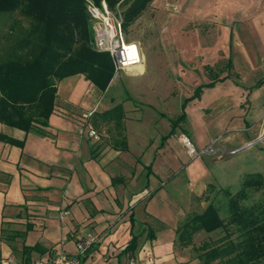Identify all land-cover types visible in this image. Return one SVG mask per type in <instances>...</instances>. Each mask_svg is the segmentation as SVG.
Wrapping results in <instances>:
<instances>
[{
	"label": "crops",
	"instance_id": "crops-1",
	"mask_svg": "<svg viewBox=\"0 0 264 264\" xmlns=\"http://www.w3.org/2000/svg\"><path fill=\"white\" fill-rule=\"evenodd\" d=\"M220 3V11L228 12L222 48L216 43L207 49L194 35L179 38L177 47L176 38H167L169 46L181 54L180 63L166 47L160 50L167 54L166 60L145 79L147 50L140 40L133 41L140 48L141 69L137 76L120 72L137 84L123 89L125 101L106 97L110 85L100 91L83 75L69 76L56 85L45 135L25 134L0 123L1 136L23 143L19 147L0 140V233L3 223L20 233L31 226L24 238L16 237L12 244L0 238V264L45 263L60 252L73 257L76 244L87 237L94 242L81 258L82 264H129L131 260L144 264L148 258L154 264L182 261L180 253L174 254L176 230L196 201L205 204L203 210L210 204L201 198L212 191L209 187L218 186L211 167L224 156L191 160L180 146V137L188 135L199 150L217 141L225 152L221 98L229 92L224 89L233 80V87L248 96L256 82L237 86L234 78L241 76L233 72L234 76L201 81L197 70L219 64L220 50L230 71L241 65V59L249 69L253 67L239 36H245L247 47L254 42L264 46L260 36L264 13L251 16L254 20L237 31L235 1ZM251 11V5L244 8L246 20ZM183 65L190 69L180 72L185 90L178 92L175 81L164 74ZM90 112V118L82 119ZM89 126L100 135L98 142L87 135ZM243 141L239 137L227 145ZM35 245L37 250L23 254V246Z\"/></svg>",
	"mask_w": 264,
	"mask_h": 264
},
{
	"label": "trees",
	"instance_id": "trees-1",
	"mask_svg": "<svg viewBox=\"0 0 264 264\" xmlns=\"http://www.w3.org/2000/svg\"><path fill=\"white\" fill-rule=\"evenodd\" d=\"M91 1L97 5L104 1L112 11L127 6L122 13L125 32L152 0ZM12 14L24 17L29 27L23 29L13 45L0 50V123L25 134L45 135L43 129L54 111L57 83L69 76L83 75L94 87L105 91L113 79L114 66L107 54L92 49L91 23L84 0H0V17ZM14 26L3 28L0 44L9 40ZM262 86L264 79L257 80L252 89ZM115 110L118 113L121 108L117 106ZM0 140L23 146L1 135ZM262 188L264 176L255 174L248 175L241 190L234 194L222 190L224 202L211 201L199 214L185 216L176 230L178 245L186 248L201 231L206 234L221 231L222 238L214 243L204 242L195 249L202 264H264V198L246 204L249 193ZM5 227L0 238L9 244L16 237L24 238L31 228L29 225L23 233H7ZM37 248L23 246L22 251L27 255Z\"/></svg>",
	"mask_w": 264,
	"mask_h": 264
},
{
	"label": "rangeland",
	"instance_id": "rangeland-1",
	"mask_svg": "<svg viewBox=\"0 0 264 264\" xmlns=\"http://www.w3.org/2000/svg\"><path fill=\"white\" fill-rule=\"evenodd\" d=\"M234 1L236 3L234 24H237V31L244 30V27L247 25L246 23L251 19L254 20L255 17L253 18L251 16L261 17V13H264V11H262V9H264V0ZM220 2L221 0H152L150 2L146 10L137 17L136 21L124 32L128 41L133 42L135 40H140L143 43V47L147 50L145 79L152 77V73L158 68L157 66L161 65V61L166 60L167 54L160 52V50H165L166 47L171 51L173 50L177 64L180 63L181 54H179L176 49L169 46V39L167 38L179 39L194 35L195 39H199L207 49L213 48L216 43L218 48L223 47L220 42L223 38L222 33L224 28L227 26L225 15L227 16L228 12L223 10V8L220 11L222 7V3ZM249 5H251L252 11L250 12L249 19L246 20L247 18H244L243 11L244 8L247 6L249 7ZM126 7L127 6L117 7L114 12H118L122 18V13ZM14 24L16 26H14L15 29L11 37L7 40L8 42L5 41L0 44V50L5 47L9 48L13 45L16 40L20 39L19 37L23 29L29 27L28 21L24 17H21L20 14L0 17V36L3 34L1 32H3L4 27L8 25L13 26ZM260 36L262 41H264V33ZM176 39L175 46L177 47L181 43L179 42L180 39ZM239 39L240 44L243 45L245 49L248 48L247 52L251 56L254 66L249 69L244 65L243 59H241L240 56L241 65L235 67L233 71H230L226 66V57L224 53L221 52L222 50H220L218 51V57L220 58L218 59L219 64H216L213 68L204 67L202 70H197V75L200 77L201 81H209L217 77L221 79L227 74L234 76L231 72L239 73L241 76L239 79L233 77L237 83L234 84L237 86L238 84H243L249 87L252 86L255 81L264 79V46L260 47L259 44L254 42L250 43V46L247 47L245 44V36H239ZM183 67L184 68L179 67L176 72L164 74L167 78L175 81L176 90L175 88L174 90L178 92L181 91V89L185 90L184 75H181V73L190 69L187 65H183ZM159 75L160 74H158V76ZM114 78L115 79L109 86L108 95L106 97L112 100L125 101L123 89L127 88V90H129L128 86H136L137 84L136 82H128V77L125 74L120 76L119 73L118 76ZM239 80L240 83L237 82ZM196 81L198 80L196 79ZM229 81L227 84L229 89H224V92L227 91L229 93L227 96L221 98L225 152L218 147L216 144L217 141H215L211 142L216 149L214 153L199 156L200 158L210 156L211 158L217 159H221L222 156H224L223 161L216 162L214 166L211 167L212 174L216 177L218 186L216 188L214 186L212 191L201 198L204 202L208 201L210 203L213 201L216 204L217 202H224V193L222 190L228 189L234 194L241 190V184L248 175L262 174V176H264V86L252 90V92L246 96V91L243 92L240 91L239 88H234L232 85L233 80ZM224 95H226V93ZM183 135L186 134H182V136ZM186 136L189 138L188 135ZM239 137L244 140L243 143L232 146L227 145V143L236 142L239 140ZM104 140H107V137H104ZM180 146H182L181 141ZM182 149H184L186 153L184 146H182ZM262 198H264V188L255 192L251 191L246 204L251 205ZM196 203L197 205L190 213L199 214L203 211L205 204H201L202 202L200 200L196 201ZM5 229L6 232H10L8 227H5ZM223 236L224 233L221 231L214 232L213 234L200 232L194 237L191 246L186 249L181 248L175 243L173 245L174 254L177 256V254L180 253L179 256H181L182 260L178 264H202L198 259V253L195 249L199 248L204 242L214 243Z\"/></svg>",
	"mask_w": 264,
	"mask_h": 264
},
{
	"label": "built area",
	"instance_id": "built-area-1",
	"mask_svg": "<svg viewBox=\"0 0 264 264\" xmlns=\"http://www.w3.org/2000/svg\"><path fill=\"white\" fill-rule=\"evenodd\" d=\"M84 8L91 23L92 49L110 57L114 66V77L129 68L137 67L141 60L140 48L134 42L127 40L121 15L107 7L104 1L97 5L94 1L84 0ZM92 114L93 112L83 114L82 119H88ZM87 135L94 142H98L100 139V135L90 126ZM180 141L191 160L201 155H210L216 150L212 144L205 149H196L186 135H183ZM93 242L92 237L79 241L76 244L77 254L73 257L60 252L50 261L45 263L38 261L35 264H82L81 258L85 256ZM129 264H138V262L131 260ZM144 264H154V261L152 258H148Z\"/></svg>",
	"mask_w": 264,
	"mask_h": 264
},
{
	"label": "bare ground",
	"instance_id": "bare-ground-1",
	"mask_svg": "<svg viewBox=\"0 0 264 264\" xmlns=\"http://www.w3.org/2000/svg\"><path fill=\"white\" fill-rule=\"evenodd\" d=\"M140 67H134V68H129L127 71L131 73L132 76H137L138 73L140 72Z\"/></svg>",
	"mask_w": 264,
	"mask_h": 264
}]
</instances>
